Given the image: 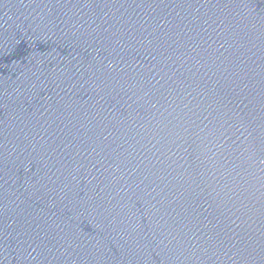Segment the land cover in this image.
Wrapping results in <instances>:
<instances>
[{
  "label": "water",
  "instance_id": "95a60500",
  "mask_svg": "<svg viewBox=\"0 0 264 264\" xmlns=\"http://www.w3.org/2000/svg\"><path fill=\"white\" fill-rule=\"evenodd\" d=\"M0 264H264V0H0Z\"/></svg>",
  "mask_w": 264,
  "mask_h": 264
}]
</instances>
